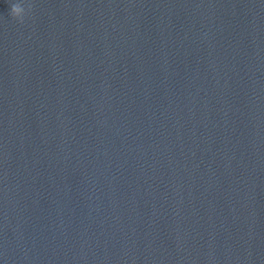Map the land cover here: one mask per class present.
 I'll return each mask as SVG.
<instances>
[{"label": "clouds", "instance_id": "9594fccd", "mask_svg": "<svg viewBox=\"0 0 264 264\" xmlns=\"http://www.w3.org/2000/svg\"><path fill=\"white\" fill-rule=\"evenodd\" d=\"M31 4L28 5V8L24 7L21 3H12L10 4V13L12 19L16 20L20 24H23L25 22V17L28 14V12L31 11Z\"/></svg>", "mask_w": 264, "mask_h": 264}]
</instances>
